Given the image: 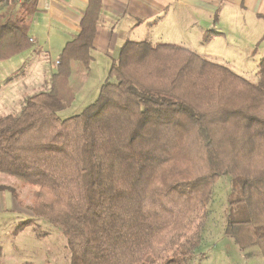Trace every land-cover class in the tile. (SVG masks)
<instances>
[{
  "label": "trees",
  "instance_id": "obj_1",
  "mask_svg": "<svg viewBox=\"0 0 264 264\" xmlns=\"http://www.w3.org/2000/svg\"><path fill=\"white\" fill-rule=\"evenodd\" d=\"M34 10L0 0V62L32 48ZM99 11L90 0L56 71L0 114V174L35 186L29 210L60 229L73 264H188L212 186L230 175L223 233L264 258V55L250 81L182 44L127 39L96 98L61 118Z\"/></svg>",
  "mask_w": 264,
  "mask_h": 264
},
{
  "label": "crops",
  "instance_id": "obj_2",
  "mask_svg": "<svg viewBox=\"0 0 264 264\" xmlns=\"http://www.w3.org/2000/svg\"><path fill=\"white\" fill-rule=\"evenodd\" d=\"M89 1L35 0L29 28L33 46L20 52L25 59L5 77H13L30 59L46 66L38 69L35 61L40 74L49 77L55 72L64 44L80 31ZM156 32L170 37L161 41L187 46L213 62L228 56L217 51L222 44H226L225 49L243 50L250 56L264 40V0H100L92 60L88 69L80 72V80L89 74L101 77L99 67L103 65L107 75L125 40H145V34Z\"/></svg>",
  "mask_w": 264,
  "mask_h": 264
},
{
  "label": "rangeland",
  "instance_id": "obj_3",
  "mask_svg": "<svg viewBox=\"0 0 264 264\" xmlns=\"http://www.w3.org/2000/svg\"><path fill=\"white\" fill-rule=\"evenodd\" d=\"M144 38L154 43L168 40L170 37L156 32L147 33ZM224 46L226 44L219 45L217 51L228 56L218 58L215 62L229 67L250 81H255L258 63L264 55V40L250 56L244 55L246 51H232ZM24 59L23 54L18 53L13 58L0 62V114L18 111L23 97L40 88L48 77L37 72L38 69L43 70L45 65L38 59H30L8 80L5 76L10 75ZM35 61L39 63L40 68ZM32 66L33 70L30 71ZM104 68V65L99 67L102 70L101 77L92 74L82 77V87L76 92L73 102L58 112L61 118L79 113L96 98L100 85L107 78L103 73ZM34 189L33 185L21 186L14 178L0 174V264H73L60 229L31 214L29 205ZM230 191V175H222L213 184L210 198L204 208L201 242L188 264H264V258L257 247L240 251L223 233ZM198 221L196 216L190 226L192 230ZM20 224L21 231L14 233Z\"/></svg>",
  "mask_w": 264,
  "mask_h": 264
},
{
  "label": "built area",
  "instance_id": "obj_4",
  "mask_svg": "<svg viewBox=\"0 0 264 264\" xmlns=\"http://www.w3.org/2000/svg\"><path fill=\"white\" fill-rule=\"evenodd\" d=\"M18 3H21V2H23V1H25V0H16ZM58 63V62H57Z\"/></svg>",
  "mask_w": 264,
  "mask_h": 264
}]
</instances>
